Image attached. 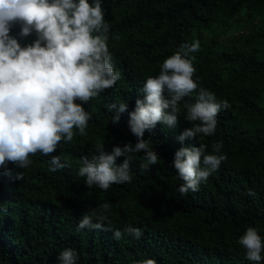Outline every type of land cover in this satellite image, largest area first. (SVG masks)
Returning a JSON list of instances; mask_svg holds the SVG:
<instances>
[{
    "label": "trees",
    "instance_id": "obj_1",
    "mask_svg": "<svg viewBox=\"0 0 264 264\" xmlns=\"http://www.w3.org/2000/svg\"><path fill=\"white\" fill-rule=\"evenodd\" d=\"M103 8L121 76L84 103L92 113L86 134L74 126L73 139L54 150L67 161L65 168L50 171L51 154L40 152L30 154L24 169L14 162L0 168V205L7 208L0 212V264H56L58 252L69 246L77 249L78 264H131L149 256L158 264H264L248 260L238 242L250 225L264 237V0H104ZM194 39L200 42L192 53L198 86L229 101L217 114L216 131L181 142L177 137L192 123L181 101L174 128L157 122L145 130L161 158L157 164L144 169L143 150L131 153L130 182L106 190L87 186L78 175L82 155L137 139L128 111L112 122L108 104L128 101L133 109L145 79ZM217 140L227 158L195 191L181 194L183 181L171 164L175 151L192 143L211 151ZM105 201L111 206L104 227L77 226L83 212ZM127 224L140 227L141 236L114 238L113 230Z\"/></svg>",
    "mask_w": 264,
    "mask_h": 264
},
{
    "label": "clouds",
    "instance_id": "obj_2",
    "mask_svg": "<svg viewBox=\"0 0 264 264\" xmlns=\"http://www.w3.org/2000/svg\"><path fill=\"white\" fill-rule=\"evenodd\" d=\"M103 4L104 0H0V168L14 162L24 169L31 164L30 154L37 152L51 154L50 171L67 166L54 150L61 141L73 139L74 126L80 135L86 134L92 113L84 103L114 86L121 76L114 69L108 46L110 25ZM17 24L19 31L13 33ZM33 33L31 42H21ZM199 47L196 39L183 42L167 56L158 74L145 79L139 89L143 96L137 97L133 109L129 110L128 101L108 104L115 113L112 122L128 111L127 123L137 139L82 155L78 175L87 186L106 190L113 183L130 182L131 153L143 150L140 166L144 169L157 164L161 158L152 137L144 138L145 130L151 132L157 122L174 128L181 101L186 107L184 118L192 122L177 137L181 142L216 131L217 114L229 101L217 99L213 91L198 86L192 53ZM192 95L194 100L185 99ZM222 147L223 141L217 140L211 151L203 143L183 144L175 151L171 164L183 181L178 186L181 194L195 191L220 167L227 158ZM121 156L124 159L118 162ZM110 206L111 201H105L83 212L77 226L104 227ZM0 212H7V208L0 205ZM125 233L140 237L142 230L127 224L114 229L113 237L119 239ZM238 242L248 260L264 259V237L258 227L248 226ZM78 261L77 249L69 246L58 252L56 264ZM131 264H158V260L149 256Z\"/></svg>",
    "mask_w": 264,
    "mask_h": 264
}]
</instances>
